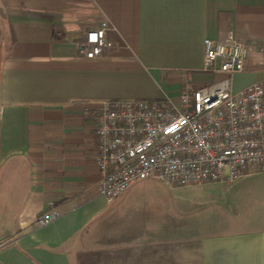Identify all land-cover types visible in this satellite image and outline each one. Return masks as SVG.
I'll return each instance as SVG.
<instances>
[{
  "label": "crops",
  "instance_id": "0c3cea01",
  "mask_svg": "<svg viewBox=\"0 0 264 264\" xmlns=\"http://www.w3.org/2000/svg\"><path fill=\"white\" fill-rule=\"evenodd\" d=\"M104 23L113 47L88 59L80 44ZM230 34L257 49L231 91L264 87V0H0V264H264V228L128 222L141 189L99 195L102 103L223 81L203 70V42ZM51 203L60 217L41 227Z\"/></svg>",
  "mask_w": 264,
  "mask_h": 264
},
{
  "label": "built area",
  "instance_id": "2783aa9c",
  "mask_svg": "<svg viewBox=\"0 0 264 264\" xmlns=\"http://www.w3.org/2000/svg\"><path fill=\"white\" fill-rule=\"evenodd\" d=\"M108 28L104 23L87 31L79 47L86 58L113 47ZM203 46V70L224 73L223 81L184 92L177 101L163 96L102 103L95 118L100 196L114 201L146 179L198 186L264 173V87L230 89L231 77L246 70L257 49L233 34L224 41L206 38ZM59 217L51 203L37 223L44 227Z\"/></svg>",
  "mask_w": 264,
  "mask_h": 264
},
{
  "label": "rangeland",
  "instance_id": "374dc122",
  "mask_svg": "<svg viewBox=\"0 0 264 264\" xmlns=\"http://www.w3.org/2000/svg\"><path fill=\"white\" fill-rule=\"evenodd\" d=\"M220 184L237 201L226 205L225 196L217 188ZM220 184L175 188L153 179L138 181L130 189L139 188L142 193L127 201V221L156 224L192 219L202 221V229L211 232L237 231L243 226L264 228V173ZM191 224L196 226L194 222ZM199 229L202 231L201 225Z\"/></svg>",
  "mask_w": 264,
  "mask_h": 264
}]
</instances>
